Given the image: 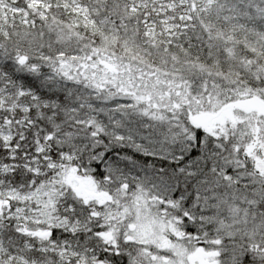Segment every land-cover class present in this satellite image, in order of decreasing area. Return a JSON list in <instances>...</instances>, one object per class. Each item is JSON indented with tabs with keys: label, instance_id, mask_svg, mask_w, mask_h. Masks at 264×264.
<instances>
[{
	"label": "snow or ice",
	"instance_id": "1",
	"mask_svg": "<svg viewBox=\"0 0 264 264\" xmlns=\"http://www.w3.org/2000/svg\"><path fill=\"white\" fill-rule=\"evenodd\" d=\"M0 264H264V0H0Z\"/></svg>",
	"mask_w": 264,
	"mask_h": 264
}]
</instances>
